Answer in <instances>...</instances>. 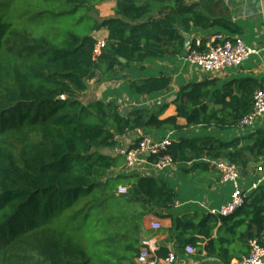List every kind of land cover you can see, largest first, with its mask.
<instances>
[{"label": "trees", "instance_id": "1", "mask_svg": "<svg viewBox=\"0 0 264 264\" xmlns=\"http://www.w3.org/2000/svg\"><path fill=\"white\" fill-rule=\"evenodd\" d=\"M110 1L115 16L103 19L98 7ZM103 30L107 44L95 57ZM242 34L223 0H0V264H137L148 240L141 228L146 215L172 220L176 252L161 246L156 262L177 259L191 246L196 256L233 264L248 256L252 242L264 246V182L244 193L231 216L198 209L176 216L179 195L168 180L111 177L125 159L101 153L137 131L238 130L264 79L187 84L172 102L176 116L164 120L167 105L157 113L136 109L125 119L116 102L83 101L91 82L124 80L135 66L184 56V35L188 50L205 52L214 36L234 42ZM171 83L162 75L129 89L135 97L153 96ZM165 155L185 175L216 171L210 161L228 160L248 178L264 169V131L231 141L179 138L149 162ZM120 187L127 195L118 194Z\"/></svg>", "mask_w": 264, "mask_h": 264}, {"label": "crops", "instance_id": "2", "mask_svg": "<svg viewBox=\"0 0 264 264\" xmlns=\"http://www.w3.org/2000/svg\"><path fill=\"white\" fill-rule=\"evenodd\" d=\"M187 4H193L199 0H184ZM230 9L232 19L242 27L243 34L235 40H243L248 46L258 50L259 55L249 59L243 66L229 68L217 74H208L196 66L186 63L183 55L175 59L152 60L142 66H135L132 70L124 74V80L106 81L98 84L91 82L89 90L83 97V101L88 103L94 100H104L105 102H116L121 106V111L128 108L130 114L136 109H148L152 113L159 112L158 101L162 100L167 109L161 120L176 116V108L172 105L177 93L182 87L191 83H199L206 79H217L226 84L232 80L240 78H257L264 79V0H223ZM116 2L110 1L101 4L98 7L99 15L103 19L115 16ZM99 38L106 39V31L97 35ZM198 39L200 34H198ZM168 75L172 79L170 88L167 91L153 96H138L131 94L129 86L134 81L144 80L149 77H159ZM129 114V115H130ZM179 125H186L185 120L180 119ZM264 131V117L260 118L253 126L233 131L219 132L215 129L201 130L190 129L182 133H167L155 130L137 131L129 134L120 140V147L116 150L103 154L106 156L117 157L119 150L131 148L136 140L140 137H148L154 141H161L171 137L173 141L179 138H192L203 135H212L221 140L231 141L255 134L258 131ZM193 165L189 164L186 169H192ZM137 174L142 177L163 178L174 187L179 195V200L172 213L176 216L195 209L203 212H211L227 204L231 200L233 188L230 184H222L218 179V173L210 171H191L186 175L182 173L179 166L156 172L151 166L140 164L134 172H127L124 166L111 173V177L130 176ZM262 174L253 172L248 178L240 176V189L243 193L252 192V187L258 183ZM159 222L161 229L155 231L152 229V223ZM142 237L148 238L153 246L155 256L159 247L166 246L172 252H176L175 242L170 235L172 220L170 218H159L154 215H146L141 221ZM162 261L158 260L157 262ZM175 264H222L221 262L206 258L204 256L188 255L185 251L183 255H178Z\"/></svg>", "mask_w": 264, "mask_h": 264}, {"label": "built area", "instance_id": "3", "mask_svg": "<svg viewBox=\"0 0 264 264\" xmlns=\"http://www.w3.org/2000/svg\"><path fill=\"white\" fill-rule=\"evenodd\" d=\"M106 40L97 36V46L94 50V56L98 57L102 50L106 47ZM189 49V48H188ZM187 49L183 59L186 63L196 66L208 74H217L229 68H237L243 66L250 58L259 55L260 52L248 46L243 40H235L234 42L227 40L221 35L214 36L207 44L205 52L190 51ZM162 100L158 101V106L162 107ZM264 117V89L255 93L253 112L243 119L238 125L239 129H245L253 126L260 118ZM141 141L135 150L122 149L119 150V156L125 159V169L127 172H134L135 168L140 164L151 166L156 172H164L173 168L174 162L171 157L165 155L158 159L154 164L149 162L152 157H159L167 150L173 141L169 136L161 141H154L148 137H140ZM212 167L219 172L222 184H230L233 188L231 200L218 209L209 212L215 216L228 217L240 208L245 199L244 193L240 189V174L234 165L228 164L225 160L210 161ZM261 175L260 180L252 187V191L264 182V169L259 168L257 171ZM128 189L120 187L119 195H127ZM152 229L158 231L161 229L159 222L152 223ZM153 246L150 241L143 242V248L139 254L137 264H175L176 257L170 255L167 259L156 262L151 260L153 254ZM188 255H195V250L189 246L186 248ZM233 264H264V246L254 241L251 243V249L245 258Z\"/></svg>", "mask_w": 264, "mask_h": 264}, {"label": "water", "instance_id": "4", "mask_svg": "<svg viewBox=\"0 0 264 264\" xmlns=\"http://www.w3.org/2000/svg\"><path fill=\"white\" fill-rule=\"evenodd\" d=\"M184 39H185V47H186V49H188L191 45V39L188 35H184ZM121 62L125 63V60L122 59ZM129 114H130V111L128 108L123 109V111L121 112V116L125 119L129 117ZM225 161L228 164H230L228 160H225Z\"/></svg>", "mask_w": 264, "mask_h": 264}, {"label": "rangeland", "instance_id": "5", "mask_svg": "<svg viewBox=\"0 0 264 264\" xmlns=\"http://www.w3.org/2000/svg\"><path fill=\"white\" fill-rule=\"evenodd\" d=\"M108 152H110L109 150H102L101 151V153H103V154H106V153H108Z\"/></svg>", "mask_w": 264, "mask_h": 264}]
</instances>
